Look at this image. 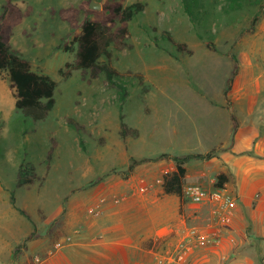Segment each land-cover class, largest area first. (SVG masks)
<instances>
[{"label":"rangeland","instance_id":"374dc122","mask_svg":"<svg viewBox=\"0 0 264 264\" xmlns=\"http://www.w3.org/2000/svg\"><path fill=\"white\" fill-rule=\"evenodd\" d=\"M83 1H15L23 11H32L13 28L12 47L58 86L48 117L34 120L16 107L8 73L0 77V264H82L89 243H97L104 227L120 221L114 210L123 198L162 186L164 174L175 167L173 156L223 150L218 144L233 126L231 115L239 125L250 123L254 117L247 115L248 108L262 113L258 123L264 127V15L253 27L261 9L252 0L230 12L226 0H207L203 21L196 27L182 0H123L125 5L144 4L129 22L123 42L110 47L112 63L128 83L123 106L104 74L80 69L68 77L60 73L74 59L64 48L73 31L52 9ZM4 3L0 0V13ZM178 43L191 52L179 51ZM234 57L239 74L228 101L224 91ZM121 106L128 125L140 131L138 136H122ZM253 152L260 155L258 170L264 174V144ZM161 154L170 156L139 165L126 176L132 158ZM27 162L38 174L32 185L18 179L20 165ZM202 163L192 158L186 166L194 174ZM240 167L234 166L232 177ZM192 180L185 179V188L197 183ZM239 198L227 220H216L209 230L208 220L189 227L197 231L194 244L208 248L219 264H264V191L248 201ZM210 209L212 213L211 204ZM144 217L137 214L139 220ZM32 233L36 238L16 256V247ZM185 244L191 249L183 259L168 256L169 250H155L152 264L184 263L194 249V244Z\"/></svg>","mask_w":264,"mask_h":264},{"label":"trees","instance_id":"16d2710c","mask_svg":"<svg viewBox=\"0 0 264 264\" xmlns=\"http://www.w3.org/2000/svg\"><path fill=\"white\" fill-rule=\"evenodd\" d=\"M16 0H5L0 13V77L7 72L16 93V107L34 120H43L55 106V92L57 81L50 75L40 73L33 69L32 62L24 58L11 45L13 28L20 24L24 18L31 13V7L23 11L15 2ZM244 0H226L225 10L227 12L242 7ZM261 9L252 19L255 27L264 15V0H252ZM182 4L191 23L196 27L202 23L206 12L207 0H182ZM103 10L97 11L90 8V0H84L79 6H69L60 10L52 9L53 14L68 22L73 38L65 42L64 48L74 53L73 61L65 64L60 70L64 77L71 75L75 69L89 71L93 75L104 74L107 81L116 89L117 99L123 106L129 96L128 83L124 76L112 63V52L110 47L123 42L129 31V22L139 12L144 10L142 2L125 5L123 0H104ZM208 47H214L208 42ZM179 51L191 52L185 44L178 43ZM105 57L106 60L102 58ZM235 64L232 74L227 81L224 95L230 101L229 93L233 83L239 74V64L234 57ZM121 106L120 130L123 137L138 136L140 131L132 128L125 121V115ZM233 133L239 128V121L232 114ZM218 154V148H213L206 153H188L176 155L175 167L172 171L164 174L163 189L167 194H176L181 199L185 196V179L187 175L186 163L192 158L212 159ZM169 154H161L155 158H132L126 171L130 176L135 168L147 162H154L169 157ZM18 179L22 185H32L37 181L38 174L32 163H22L19 167ZM231 180V175L221 172L217 175L214 186L225 189V184ZM36 238L30 234L25 242L20 243L15 249V255L19 256L22 249H27V242ZM29 264H34L29 263Z\"/></svg>","mask_w":264,"mask_h":264},{"label":"crops","instance_id":"0c3cea01","mask_svg":"<svg viewBox=\"0 0 264 264\" xmlns=\"http://www.w3.org/2000/svg\"><path fill=\"white\" fill-rule=\"evenodd\" d=\"M246 112L248 116L253 115L254 119H250V123L240 124L236 133H233L230 125L226 138L218 144L226 149L219 151L212 159H201L203 163L197 166L194 174H191L187 167L186 175V179H193L196 184L215 189L211 186L216 180L215 175L221 172L230 174L235 165H240L236 177L230 174L231 180L225 184V189L235 197L237 204L239 197L240 200L248 201L258 191H264V174L258 170L261 157L253 152L264 144V127L258 123L262 113L254 108H248ZM240 151H246L243 157L236 155ZM233 182L236 186L230 187ZM134 195L133 199L124 197L118 204V208L114 211L120 214V221L110 227L103 225V236L97 239V243H89V251L82 254V264H152L155 250H169L168 253L170 252L171 255L168 256L172 257L177 254L178 245L182 242L193 245L195 238L190 237L189 227L202 226L201 224L204 225V221L208 220L206 225L209 230L217 223L209 203H195L186 196L181 199L176 194H167L163 186ZM110 208L111 204L107 202L106 214L111 212ZM140 213L145 214L142 220L137 219V214ZM176 243L178 244L174 249L173 245ZM193 247L188 261L173 264H197L201 261H206L207 264H219L217 256L208 248H197V243Z\"/></svg>","mask_w":264,"mask_h":264},{"label":"built area","instance_id":"2783aa9c","mask_svg":"<svg viewBox=\"0 0 264 264\" xmlns=\"http://www.w3.org/2000/svg\"><path fill=\"white\" fill-rule=\"evenodd\" d=\"M186 196L195 203H210L213 205L212 213L217 220L225 221L236 207V199L226 189H208L200 184H191L185 188ZM195 229L191 230L190 237L197 236ZM189 238V236L187 237ZM187 242V239H186ZM190 250V245L182 242L177 250L176 257L181 260Z\"/></svg>","mask_w":264,"mask_h":264},{"label":"water","instance_id":"95a60500","mask_svg":"<svg viewBox=\"0 0 264 264\" xmlns=\"http://www.w3.org/2000/svg\"><path fill=\"white\" fill-rule=\"evenodd\" d=\"M90 7L95 10H101L103 8V4L101 2L91 0Z\"/></svg>","mask_w":264,"mask_h":264}]
</instances>
